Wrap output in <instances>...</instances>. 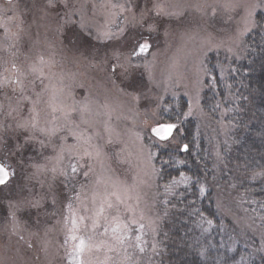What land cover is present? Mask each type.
<instances>
[{"label":"rangeland","instance_id":"rangeland-1","mask_svg":"<svg viewBox=\"0 0 264 264\" xmlns=\"http://www.w3.org/2000/svg\"><path fill=\"white\" fill-rule=\"evenodd\" d=\"M261 10L260 0H0V163L10 173L0 264H157V156L192 136L195 152L209 157L210 143L218 160L229 126L200 106L207 56L239 58ZM169 122V139L152 134ZM216 209L219 241L231 233L240 259L264 257V224L244 198L219 194ZM116 216L128 230L112 232Z\"/></svg>","mask_w":264,"mask_h":264},{"label":"trees","instance_id":"trees-1","mask_svg":"<svg viewBox=\"0 0 264 264\" xmlns=\"http://www.w3.org/2000/svg\"><path fill=\"white\" fill-rule=\"evenodd\" d=\"M260 2L264 7V0ZM206 68L201 109L212 124L226 123L229 130L218 160L210 143L209 157L195 152L192 136L185 137L184 152H159L157 264H264L261 255L240 259L247 255L234 245L233 234L225 233L226 241H219L216 209V197L233 192L264 224V10L257 12L253 29L244 36L241 56L210 53ZM181 176L190 178V183L167 190ZM208 224L215 228L205 234Z\"/></svg>","mask_w":264,"mask_h":264},{"label":"snow or ice","instance_id":"snow-or-ice-1","mask_svg":"<svg viewBox=\"0 0 264 264\" xmlns=\"http://www.w3.org/2000/svg\"><path fill=\"white\" fill-rule=\"evenodd\" d=\"M144 47H146V46H144ZM141 50H143V48ZM174 128H176V125H174V124H167V125H162L161 126V130H163L164 132H166L168 134H171V132H172V130ZM158 134H159V132H158ZM71 170H72V172H75L77 169L73 166ZM0 173H3V175H5V176L7 175V172L2 167H0ZM85 175H86V173H85ZM3 182H4L3 177L0 176V183H3ZM108 207L111 208L112 205L109 204ZM104 211H105L104 207H101L99 209L98 213H97V216L102 215L104 213ZM113 220L117 222L116 223V226L112 228V232L113 233L118 232L121 228H123L124 230H128V228H129L128 224L127 223H124L123 221H121L120 220V217H118V216L113 217ZM97 223L98 222H94V225L93 226L94 227L97 226ZM107 230L108 229L105 228V231H107ZM73 239H75V237H73ZM83 247H84V241L81 240V242H80V248H81V250L83 249Z\"/></svg>","mask_w":264,"mask_h":264},{"label":"water","instance_id":"water-1","mask_svg":"<svg viewBox=\"0 0 264 264\" xmlns=\"http://www.w3.org/2000/svg\"><path fill=\"white\" fill-rule=\"evenodd\" d=\"M162 125H167V124H162ZM162 125L155 126L153 128V130H152V134L154 136L158 137L159 139L166 140V139H168L172 135V133H173V131H174L175 128L172 130L171 134H168V133L164 132L163 130H161V126ZM158 132H159V134H158ZM186 149H187V147L184 145L182 147V151H186ZM0 167H2L7 172V175L6 176L3 175V173H0V176H2L3 177V180H4V182L3 183H0V185H3V184H5V183H7L9 181V179H10V173H9V171L1 163H0Z\"/></svg>","mask_w":264,"mask_h":264}]
</instances>
